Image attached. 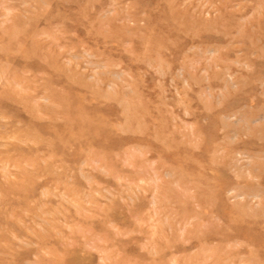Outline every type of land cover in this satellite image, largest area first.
<instances>
[{"label":"rangeland","instance_id":"1","mask_svg":"<svg viewBox=\"0 0 264 264\" xmlns=\"http://www.w3.org/2000/svg\"><path fill=\"white\" fill-rule=\"evenodd\" d=\"M0 264H264V0H0Z\"/></svg>","mask_w":264,"mask_h":264}]
</instances>
